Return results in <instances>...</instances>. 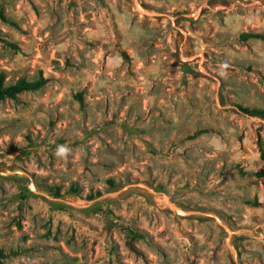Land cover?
Returning a JSON list of instances; mask_svg holds the SVG:
<instances>
[{
    "label": "rangeland",
    "instance_id": "rangeland-1",
    "mask_svg": "<svg viewBox=\"0 0 264 264\" xmlns=\"http://www.w3.org/2000/svg\"><path fill=\"white\" fill-rule=\"evenodd\" d=\"M0 9L3 263L264 264V0Z\"/></svg>",
    "mask_w": 264,
    "mask_h": 264
},
{
    "label": "trees",
    "instance_id": "trees-1",
    "mask_svg": "<svg viewBox=\"0 0 264 264\" xmlns=\"http://www.w3.org/2000/svg\"><path fill=\"white\" fill-rule=\"evenodd\" d=\"M0 19L4 22V23H9V20L4 16L3 14V9H0ZM243 38H249L251 36L248 35H242ZM45 83V80L40 77L38 80L36 81H32V82H28L24 79H19L18 81H16L14 84H9V85H5L4 84V77L2 74H0V101L6 100V99H10V100H15L17 98V96L19 94L25 93V92H31V91H36L38 89H40L43 84ZM79 100L81 101V99L79 98ZM241 111L245 114L248 115L250 117H254V118H260L262 120H264V111L261 110H249V109H244L242 107H240ZM129 132L131 133H135L136 131L134 129H127ZM15 179L17 177H14ZM107 183L112 186V180H107ZM33 186L36 189V191H40L41 189L48 194V196L50 198H53L54 201L52 200H48L45 197H40V199L47 204L50 209H52L53 211H58V212H63L65 211L68 206L62 202H59L58 200L63 199V198H67L70 196H74L77 194V189L71 187L65 194H61L59 192L58 189L56 188H51L43 183H41L38 180H34L33 181ZM26 191L29 195L34 196V194L29 191L28 188H26ZM25 199V196H22V200ZM94 198L89 197L88 201L93 200ZM101 204H107L106 201L104 200H100L96 203H94V207H98ZM100 212L103 214L104 216V221L105 224L108 226H110L112 224V221L110 220L111 216L113 215L112 212L109 209H103L102 207H100ZM2 251L0 250V258H2ZM0 264H5L0 260Z\"/></svg>",
    "mask_w": 264,
    "mask_h": 264
}]
</instances>
